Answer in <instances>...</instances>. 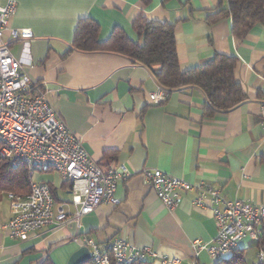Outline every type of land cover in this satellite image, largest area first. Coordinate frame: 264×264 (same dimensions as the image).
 Segmentation results:
<instances>
[{
	"label": "crops",
	"instance_id": "crops-1",
	"mask_svg": "<svg viewBox=\"0 0 264 264\" xmlns=\"http://www.w3.org/2000/svg\"><path fill=\"white\" fill-rule=\"evenodd\" d=\"M17 9L9 29H28L33 38L3 37L10 54L23 60L24 71L40 87L48 102L75 134L82 148L100 166H125L137 173L156 169L190 184L217 190L227 201L264 205V22L242 38L231 32V20L210 24L207 18L225 8L224 0H14ZM7 0H0L4 6ZM142 16L173 26L182 71L201 67L215 54L237 61L234 79L245 99L227 110L208 106L205 95L189 86L167 93L154 103L149 96L162 89L152 71L123 57L70 51L78 22L91 19L99 26L98 41L113 29L141 43L132 24ZM153 70H156L154 68ZM33 181L45 184L55 207L72 214L71 192L54 172H36ZM67 195V198H66ZM119 205L99 206L79 222L43 228L24 240L0 230V264H67L83 240L105 246L122 239L161 258L182 264H217L234 252L245 264H255L257 244L248 237L221 259L206 251L195 259L191 242L210 244L216 234L210 204L192 206L194 193L181 195L166 210L141 176L120 182ZM11 218L10 202L0 193V226ZM262 250L264 251V225ZM171 264V263H166Z\"/></svg>",
	"mask_w": 264,
	"mask_h": 264
},
{
	"label": "built area",
	"instance_id": "built-area-1",
	"mask_svg": "<svg viewBox=\"0 0 264 264\" xmlns=\"http://www.w3.org/2000/svg\"><path fill=\"white\" fill-rule=\"evenodd\" d=\"M17 9L14 0L0 6V160L12 166H24L31 173L37 171L57 173L69 186L72 214L55 207L49 188L32 181L25 195L6 194L10 202L11 218L0 226L19 241L47 227H55L68 217L79 222L101 205L116 207L119 200L115 190L120 182L135 175L141 176L161 205L172 212L182 194L194 193L192 206L198 209L210 204L216 234L210 244L191 242L194 258L206 251L212 258L221 259L237 248L240 240L248 237L259 244L264 225V205L254 207L242 201H227L217 190L202 184H190L156 169L143 168L137 173L125 166L101 167L82 148L58 113L50 105L45 92L33 83L24 71L23 60L15 59L3 37L8 31L13 41L27 42L33 38L28 29H9V21ZM164 90L149 96L150 101L165 100ZM264 126V125H263ZM94 264H132L156 260L157 254L148 248H137L117 239L105 246L83 240ZM258 264H264V251L257 252ZM161 263L182 264L178 260L161 258Z\"/></svg>",
	"mask_w": 264,
	"mask_h": 264
},
{
	"label": "trees",
	"instance_id": "trees-1",
	"mask_svg": "<svg viewBox=\"0 0 264 264\" xmlns=\"http://www.w3.org/2000/svg\"><path fill=\"white\" fill-rule=\"evenodd\" d=\"M224 1L225 8L219 9L207 20L214 24L229 18L232 23L231 32L236 38L244 37L252 27L264 22V0ZM132 28L142 40L141 43L131 41L119 28L113 29L106 41L99 42L98 24L88 18L82 19L76 26L69 52L73 50L123 57L133 65L150 69L158 86L167 93L183 87H197L205 95L208 106L213 109L227 110L245 99L241 86L234 79L237 65L235 58L215 54L212 60L203 66L182 71L177 57L173 26L148 21L139 16L134 20ZM154 68L156 70H153ZM35 173H31L24 166H12L0 160V193L27 194ZM51 196L54 201L52 193ZM262 240L261 236L258 250L262 248ZM40 264L53 263L46 259ZM85 264L94 263L89 260ZM132 264L150 263L145 261ZM217 264H245V257L242 253L234 252L229 259L219 260Z\"/></svg>",
	"mask_w": 264,
	"mask_h": 264
},
{
	"label": "water",
	"instance_id": "water-1",
	"mask_svg": "<svg viewBox=\"0 0 264 264\" xmlns=\"http://www.w3.org/2000/svg\"><path fill=\"white\" fill-rule=\"evenodd\" d=\"M90 258L91 256L88 248L86 246H81L70 255L67 264H85Z\"/></svg>",
	"mask_w": 264,
	"mask_h": 264
},
{
	"label": "rangeland",
	"instance_id": "rangeland-1",
	"mask_svg": "<svg viewBox=\"0 0 264 264\" xmlns=\"http://www.w3.org/2000/svg\"><path fill=\"white\" fill-rule=\"evenodd\" d=\"M66 198H67V195H66ZM255 264H258V262H256Z\"/></svg>",
	"mask_w": 264,
	"mask_h": 264
}]
</instances>
